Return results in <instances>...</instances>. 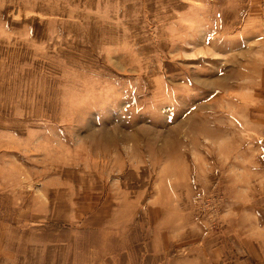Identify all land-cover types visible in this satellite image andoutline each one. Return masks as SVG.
<instances>
[{
    "label": "rangeland",
    "instance_id": "rangeland-1",
    "mask_svg": "<svg viewBox=\"0 0 264 264\" xmlns=\"http://www.w3.org/2000/svg\"><path fill=\"white\" fill-rule=\"evenodd\" d=\"M258 180L264 0H0V264H254Z\"/></svg>",
    "mask_w": 264,
    "mask_h": 264
},
{
    "label": "crops",
    "instance_id": "crops-1",
    "mask_svg": "<svg viewBox=\"0 0 264 264\" xmlns=\"http://www.w3.org/2000/svg\"><path fill=\"white\" fill-rule=\"evenodd\" d=\"M259 3L260 0H255ZM255 4L253 3L251 5ZM259 181V182H258ZM257 186L262 188L263 193L261 196V190L259 189V196L258 201L253 203V200L250 201V204L246 207L245 214H243L244 223L247 227H249L247 232H249V239L245 241L244 239L241 240L242 242V253L240 261L245 260L246 257H249L254 264H264V181L258 180ZM250 218V219H249ZM251 220V224L250 221ZM203 251H205L203 249ZM203 256L204 260L209 259V254L201 255ZM201 258V257H200ZM214 264L217 262L213 260ZM203 262V261H202ZM202 264H209L207 261H204Z\"/></svg>",
    "mask_w": 264,
    "mask_h": 264
}]
</instances>
